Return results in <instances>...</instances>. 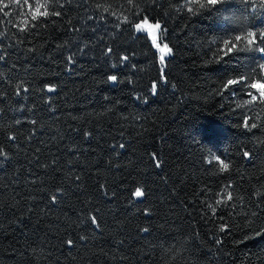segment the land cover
Wrapping results in <instances>:
<instances>
[{"label": "trees", "instance_id": "obj_1", "mask_svg": "<svg viewBox=\"0 0 264 264\" xmlns=\"http://www.w3.org/2000/svg\"><path fill=\"white\" fill-rule=\"evenodd\" d=\"M51 3L61 15L25 32L14 25L26 7L0 14V264H264V103H243L252 89L218 92L238 74L260 80L264 58L216 59L241 24L264 31V9ZM144 17L173 50L163 65L134 27ZM22 82L28 91L17 95ZM214 155L228 169L208 163ZM137 186L141 199L131 195ZM224 189L232 199L217 205Z\"/></svg>", "mask_w": 264, "mask_h": 264}, {"label": "snow or ice", "instance_id": "obj_2", "mask_svg": "<svg viewBox=\"0 0 264 264\" xmlns=\"http://www.w3.org/2000/svg\"><path fill=\"white\" fill-rule=\"evenodd\" d=\"M190 3H199V8H213L217 11H220V7L226 3V0H189ZM58 3V0H57ZM129 3H131V0H129ZM241 3L245 5V8H247L249 5H252V7L264 9V0H258V3H254V0H241ZM51 3V0H0V14H2L4 17H9L10 13L13 9H23L27 8V12L21 11L20 17H23V19L20 20V23L14 25L18 28L19 31L25 32L29 31L30 27H35V22L38 21L40 18H47L49 16H60V11H50V8L54 7ZM62 7V6H61ZM97 7H101L100 5H97ZM187 7V5H185ZM198 10V9H197ZM104 11L107 12L109 9L107 7L104 8ZM190 12L193 11L192 8H189ZM15 14V13H12ZM112 15H115V13H112ZM223 19L225 21L234 20V17L229 16H223ZM246 19V17H245ZM124 21H128V17H123ZM9 23L12 21L9 20ZM119 27V25H117ZM137 32H147V35L151 38L152 45L158 50L159 52V60L161 65L165 63V60L168 56H170L173 52L172 48L168 46V44H163L161 46L160 43L157 42V32H161L163 34L164 30L162 29L159 22H156L155 24L150 23L148 17H144L140 23H136L134 25ZM247 27L245 24H241L239 30H237V34L234 36H230L227 39L223 40V47L219 48L216 53V59L218 60H225L226 58L232 57L238 53L244 52V51H255L258 52L262 58H264V31L255 32L252 31L250 28L245 31L244 29ZM4 33L0 32V36H3ZM109 53L111 52V49H108ZM3 59V56H0V60ZM73 57H68V62H71ZM123 60H127L128 57H123ZM260 73H264V63L259 64L257 66ZM253 73L257 71V69L252 70ZM107 79L111 82H116L118 80V77L116 75H109ZM251 81V82H250ZM260 81H264V74L260 75V80H253L251 74H238L235 77L228 78L224 82H222L220 88L218 89L219 93H222L224 90H227L229 92H233L235 88L240 89H252L255 90L256 94H253L251 91L249 92V96L251 97L250 100H246L243 103L244 104H251L253 102H260L264 103V83H261ZM56 85L54 84H47L45 85V88L48 92H53L56 89ZM175 87V85H173ZM27 92L28 88L23 85V82L21 84H18L16 86V94L19 95L20 92ZM152 92L153 94H156L158 92V84L153 83L152 85ZM237 107H243L241 103H237ZM19 123V121H17ZM35 123V121H33ZM244 128H249L250 125L248 123L247 118H245L243 123ZM251 127H255V125H251ZM9 140H14V136H9ZM123 147V145H121ZM8 153L4 151L2 147H0V156L6 157ZM250 154L248 152H244V156H249ZM153 159L155 161V164L157 167H160V161L156 157V154L153 153ZM218 161L220 164V171L223 172L226 169H228L229 165L225 163L223 160H221L220 156L214 155L211 157V159L208 160V163H212V161ZM79 179V177H77ZM62 191L61 189H57V192ZM227 193L226 199L217 200L216 204L219 205L222 202L227 203L229 200L232 199V195L230 192H227V189L222 190ZM132 197L141 199L145 196V191L142 186L135 187L134 191L131 193ZM57 199L56 195L52 196V200L55 201ZM131 202V201H130ZM209 208H211V211L213 214L216 212V208L212 205H208ZM149 209H144V212L147 214L149 213ZM91 222L93 224H97V220L95 216L91 217ZM144 232H147L148 229L144 228L141 229ZM220 231H225V225L222 224L220 226ZM260 234L259 232L257 233ZM81 239H85V237H81ZM66 243L69 246L74 245V241L72 239H68ZM219 243V241H217Z\"/></svg>", "mask_w": 264, "mask_h": 264}, {"label": "rangeland", "instance_id": "obj_3", "mask_svg": "<svg viewBox=\"0 0 264 264\" xmlns=\"http://www.w3.org/2000/svg\"><path fill=\"white\" fill-rule=\"evenodd\" d=\"M142 21V20H141ZM140 21V22H141ZM140 22H138V23H140ZM149 22L150 23H153V24H155L156 22H153V21H150L149 20ZM145 33H147V32H145ZM157 37H158V39H157V42L158 43H160L161 44V46H163V44H165L163 41H161V39H160V34H159V31L157 32ZM149 39H150V41H151V38L149 37ZM151 43H152V41H151ZM156 49V48H155ZM157 50V49H156ZM158 51V50H157ZM159 53V52H158ZM264 74V73H263Z\"/></svg>", "mask_w": 264, "mask_h": 264}, {"label": "water", "instance_id": "obj_4", "mask_svg": "<svg viewBox=\"0 0 264 264\" xmlns=\"http://www.w3.org/2000/svg\"><path fill=\"white\" fill-rule=\"evenodd\" d=\"M113 84L115 83V82H112ZM47 90V89H46ZM48 92V91H47ZM53 92H55V90L53 91ZM53 92H48V93H53Z\"/></svg>", "mask_w": 264, "mask_h": 264}]
</instances>
